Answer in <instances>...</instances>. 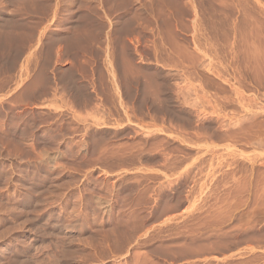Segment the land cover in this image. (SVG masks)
<instances>
[{
    "label": "rangeland",
    "instance_id": "374dc122",
    "mask_svg": "<svg viewBox=\"0 0 264 264\" xmlns=\"http://www.w3.org/2000/svg\"><path fill=\"white\" fill-rule=\"evenodd\" d=\"M0 264H264V0H0Z\"/></svg>",
    "mask_w": 264,
    "mask_h": 264
},
{
    "label": "crops",
    "instance_id": "0c3cea01",
    "mask_svg": "<svg viewBox=\"0 0 264 264\" xmlns=\"http://www.w3.org/2000/svg\"><path fill=\"white\" fill-rule=\"evenodd\" d=\"M261 6V5H260ZM247 40L248 39H251V38H253V36L252 35H250V36H248V37H245ZM231 42L233 43L232 44V46H231V48H230V51H232V52H237V47H236V44H234V43H236V42H238V35H233L232 36V38H231ZM201 46H197V48L196 49H193V51H192V53H193V55H194V57H196V59H197V61H196V64L197 63H199V54L200 53H205V51H204V47H202V48H200ZM210 66L214 69V71H218L217 70V66L216 65H214V64H210ZM231 66V65H230ZM233 67H234V65H233Z\"/></svg>",
    "mask_w": 264,
    "mask_h": 264
}]
</instances>
